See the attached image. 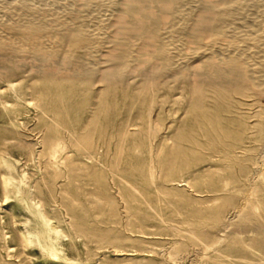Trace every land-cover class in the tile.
<instances>
[{
  "label": "rangeland",
  "instance_id": "obj_1",
  "mask_svg": "<svg viewBox=\"0 0 264 264\" xmlns=\"http://www.w3.org/2000/svg\"><path fill=\"white\" fill-rule=\"evenodd\" d=\"M15 1L0 0L1 15L6 5L33 4L31 18L40 12L44 25L53 27L42 43L57 37L61 27L83 24L95 42L94 50L78 54L60 45L59 56L44 59L22 52L28 46L21 41L0 50V58L17 64L12 71L5 63L0 66V218L14 249V264H264L259 246L237 239L249 243L257 236L248 211L247 218L223 225L234 213L251 170L257 169L264 118L253 116L264 114V93L251 88L246 96L197 101L191 92L207 56L181 64L179 75L152 69L159 63L152 54L156 42L127 34L129 22L116 17L122 0ZM188 1L180 6L185 23L172 21L157 4H147L160 18V31L181 23L169 40L179 46V54L195 46L190 25L201 7L219 4ZM258 2L243 10L252 15L247 20L255 16L263 23L264 6ZM16 18L22 23L21 16ZM255 20L256 28H264ZM232 33L220 41H236ZM125 41L133 48L134 61L123 81L109 86L100 72L113 67ZM210 55L214 60L218 56ZM149 71L158 77L153 79L158 84L152 101L150 94L141 93ZM203 112L216 131L200 129L208 122ZM255 119L263 125L253 127ZM87 134L91 146L82 148L79 138ZM50 136L63 145L60 167L49 163L45 150L39 153L41 141ZM187 148L192 152L184 155ZM241 148L246 150L240 153ZM58 183L65 188L59 193L63 208L54 199ZM254 186L251 204L264 230V180ZM36 201L44 206L45 225L31 210Z\"/></svg>",
  "mask_w": 264,
  "mask_h": 264
},
{
  "label": "bare ground",
  "instance_id": "obj_2",
  "mask_svg": "<svg viewBox=\"0 0 264 264\" xmlns=\"http://www.w3.org/2000/svg\"><path fill=\"white\" fill-rule=\"evenodd\" d=\"M93 1L94 0H86L88 4L92 3ZM218 1L219 4L217 5L214 4V5H205L203 7L200 6L201 7L200 12L197 13L195 19H193V22L190 25V34L191 37L194 38L193 41L195 43V46L192 48L191 52L189 51L190 53L188 52V53L179 54L178 53L179 46H177L176 44H172L169 41L172 38V36H176V33L179 30V25L181 24L179 22L180 24H178L177 26L175 22L179 20L183 21L182 18L184 14H182V10H181L182 7L180 6L186 5L189 2L188 0H122L121 4L123 5V8L120 10L119 14H117L118 16L116 15V17H118L117 18L118 21L121 22L125 18L127 19V21L129 22L128 25L129 27L126 29L128 35L134 37H141V36L145 37L144 35H146V37L149 36L150 38L154 39L156 43L152 50V54H153V58L158 60L159 63L158 65H155V67L153 66L151 68L152 69L159 68L161 74L162 71H167V74L170 73L172 75L174 74L179 75L183 71L179 68L181 64H184L185 66V64H188L186 62H189L191 58L207 56L205 60H203L200 64V69L203 70V73L201 72L200 75L203 76L202 77L200 76L201 79L198 78V80L195 83L196 85L195 87L192 88V92H191L197 101L204 100L206 98L229 100L232 99L233 96L235 95L246 96L251 88L254 89L255 93L257 91H258L257 93H259L260 91L262 95V93H264V30H263L264 28L263 26L262 28H259L261 26H258V28H256L254 23H252L254 22L256 17L253 15L255 17V18L253 17V21L252 19H250L251 21L247 20V18L249 17L252 18V15L251 16L249 15L247 17L244 12L245 10H243V8L245 9V7L247 8V6L252 7V4L253 5L255 3L257 4V2L260 0H218ZM25 3L24 4L19 2L17 4L12 3L6 5V7L2 5L4 6L2 10L3 9L4 10L2 11V15L0 13L1 15L0 50L6 49V46L17 47L19 41H21V42H25V44L28 46L25 49H22V52L25 51V53H29L33 55L35 54L40 58L44 59L45 57L57 54L58 46L60 45L62 46L65 45L67 47L66 51L70 50L75 52L76 54L83 52L85 53V51H88L90 48H92L94 40L90 35L91 32L89 34V32L87 31L89 29L83 28L84 24L76 25L75 27L73 25L72 28L66 27V29L63 30L61 27V31L59 30V32L57 33L58 36L54 37L53 40L50 39L52 41H50L49 43H46L48 41L44 43L39 41L41 38L43 39L48 35H50L52 33L53 27L49 28L48 24H46L48 25V27L44 25L45 16H43L42 13L40 12H38L37 17L35 18L36 21L33 20L34 18L33 19L31 18V15L35 12V10L33 11V9L31 8L33 4L31 6V5H27L29 2L27 4ZM148 3H152V4L155 3V5L157 4L163 12L170 14L172 21H175L174 23L176 25L175 24L172 25L170 29L168 28L169 29L168 31L166 30L165 32L160 31V27H159L160 22L158 21V19L160 18H158L159 16L157 17L153 12H151L150 11L151 9L149 10L150 7L148 5L151 4ZM261 3L262 1L260 2V4ZM261 5L264 6V4ZM16 7H19V9H17ZM15 9L20 10L19 13H16ZM15 16L18 17V19L21 16L22 23L18 24V20ZM258 20L259 19L255 20V23ZM121 22L120 24L118 23L119 26L121 25ZM183 22L185 23V20ZM235 23L236 25L232 27V24ZM263 23L261 21V23H258L257 25L259 24L262 25ZM237 25L239 26V28L236 27ZM54 30L55 31L57 30L56 27ZM3 32H5L4 39H6V41H4L3 39L4 36H1V33L3 34ZM229 32L234 33L236 41L226 40L225 42L222 43V41H220L221 37ZM202 38H209L210 41H208V43L207 42L203 43L201 41ZM95 46L97 45L95 44ZM130 47H131L130 43H128V41L127 42L125 41V44H123V47L119 50L120 51L119 54H116L117 60L113 64V67L111 68L108 67L109 69H104V71L102 70L101 72L99 71L101 80L107 82L109 86H116L120 84L125 78L126 73L128 74V71L131 67L130 64L132 63V61H134L133 56L131 54L133 48ZM258 52H260L261 55H258L257 54ZM18 53L19 52H17V54ZM62 53H64V50ZM214 53L218 55V56L216 55L217 57L215 60L210 57L211 56L210 54H214ZM256 54L258 56H255ZM176 55H178V57ZM64 61L65 62L69 61L68 56L64 58ZM3 63H5V66H7V68L11 71L17 69L15 66L16 63H14L11 60H8L6 62L5 58H0V66ZM149 64L151 65V63ZM149 72H147V74H149L148 80L150 82L147 81L146 84L143 85V88L141 89V93L145 92V94H150V99L152 101L154 100L152 94L155 92L158 82L156 80L155 81L153 80L156 77L153 76L152 74L153 72L150 73ZM199 73L197 72L196 74ZM158 76H160V74ZM157 78L158 77H156L155 79ZM141 93L139 92L140 95ZM203 116L205 118L204 121L207 120L209 123L205 121V126L200 129L203 131L206 129L216 131L213 122L210 120L208 115H206L203 112ZM253 117L254 118L259 117V119L261 117V119H263L264 114L262 113H260V115L254 114ZM259 119L254 120L253 127L257 126L259 128L260 125H263ZM85 126H86V122L80 125L81 128H84ZM89 135L90 134H87L86 136L84 135L79 138L80 147L87 148L91 146V140ZM56 139H57L56 136H50L42 140L40 145L42 150L39 151V153H41L42 151L44 152L45 150L48 153L49 163L55 167H60L61 165L60 160L62 159V153H63V145L61 141H58V139L57 140ZM245 150L246 149L241 148L240 153H243V151ZM190 152H192L190 148H187L186 150L183 151L184 155ZM260 155L261 156L258 158V161L256 162L257 169L259 170L257 169L256 171L251 170L252 173L248 176L247 178L248 181L245 182L246 184L244 183L245 188L241 193L239 202L234 207V211H233L234 213L232 214L231 218H227L225 220L223 225L227 227L232 225L234 220H236L237 218L239 219L247 218L245 216V211H248L251 216L250 217L251 222H253V225L256 228L257 236L255 237V240H250L249 243H247L244 239H240L237 237L238 242L240 244H255L259 246L262 252L264 253V230H262V226L260 222L256 220L255 217L257 207L251 204V196L254 195L255 182L259 180L260 181L264 180V142L262 143V149ZM37 156H40V154H37ZM232 156H234V158H237L238 157L237 152H233ZM177 160H178L177 162H179V160L182 159L177 158ZM174 161H176V158ZM55 176L59 177L60 173L59 172L55 173ZM60 191L62 192L65 191V188L62 183L56 184V187L54 188V193H55L54 199H56L55 202L57 206L63 208L64 206L63 200L59 196ZM108 198L110 199V197ZM30 204H31V210L36 216L40 218L42 225L48 223L43 204L39 201L31 202ZM14 222L15 221H13V223ZM5 229H6V223L4 221H1L0 218V243L2 244L0 245V264H14L13 260L15 259H12L14 255L10 253L14 249L11 248V245H8V240H7L8 236H7V232L4 231ZM19 239H20V243H23L25 241V239L22 238V236H19ZM21 262L23 263V261Z\"/></svg>",
  "mask_w": 264,
  "mask_h": 264
}]
</instances>
